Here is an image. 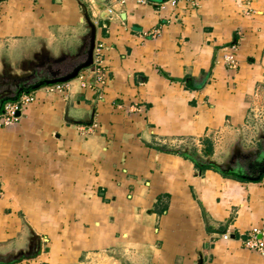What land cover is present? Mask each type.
Wrapping results in <instances>:
<instances>
[{"label": "crops", "instance_id": "crops-1", "mask_svg": "<svg viewBox=\"0 0 264 264\" xmlns=\"http://www.w3.org/2000/svg\"><path fill=\"white\" fill-rule=\"evenodd\" d=\"M90 24L105 84H40L0 125V264H264L244 244L264 175L231 166L263 103L264 0H0V76L71 72Z\"/></svg>", "mask_w": 264, "mask_h": 264}, {"label": "built area", "instance_id": "built-area-1", "mask_svg": "<svg viewBox=\"0 0 264 264\" xmlns=\"http://www.w3.org/2000/svg\"><path fill=\"white\" fill-rule=\"evenodd\" d=\"M100 47L95 48L93 52L92 64L87 70L80 71L78 73V78L80 79L81 86L85 87L90 83L96 86H103L106 82L105 72L101 67L100 59ZM68 82V81H67ZM63 83H56L51 85H63ZM35 100V95L32 92H24L18 96L15 101H7L4 103L2 112L0 113V125L8 126L16 123L20 119L21 112L26 108V106ZM244 244L247 248L264 253V228L252 227L249 230L247 237L244 239Z\"/></svg>", "mask_w": 264, "mask_h": 264}, {"label": "rangeland", "instance_id": "rangeland-1", "mask_svg": "<svg viewBox=\"0 0 264 264\" xmlns=\"http://www.w3.org/2000/svg\"><path fill=\"white\" fill-rule=\"evenodd\" d=\"M233 47L234 46H231V48ZM230 58L228 59L229 61H230ZM235 63H236V59L232 58V61L230 62V64L235 65ZM54 69L60 72L58 74L63 73V69H60L58 66L57 67L55 66ZM64 69L67 70V67H65ZM262 87L264 86L263 85L258 86L257 96L259 98L261 97V100H263V103L255 104L253 106L254 108L248 114V123H247L248 128H246V130L244 131V134L241 135V139L232 148V150L235 151L234 152L235 155L239 154L240 157L246 154H249V155L253 154L258 150L264 151V93H263L264 88ZM33 94L35 95V92H33ZM220 150H221V154H224L222 153L224 149L222 148ZM249 157L252 159V156H249ZM226 158L227 157H218L216 162H223V161L225 162L227 160ZM233 165L235 166V163L231 164V166ZM222 166L225 167L226 165L223 164ZM243 170L247 171V167H244Z\"/></svg>", "mask_w": 264, "mask_h": 264}, {"label": "flooded vegetation", "instance_id": "flooded-vegetation-1", "mask_svg": "<svg viewBox=\"0 0 264 264\" xmlns=\"http://www.w3.org/2000/svg\"><path fill=\"white\" fill-rule=\"evenodd\" d=\"M55 66L57 67V63L55 61L49 62L45 59L40 61V63L33 68V72L27 76L22 75L20 77H11L7 72H5L0 76V103L4 99L15 96L20 88L27 89L36 84L39 86L40 84H44L47 80L58 77L56 75L59 72L54 69Z\"/></svg>", "mask_w": 264, "mask_h": 264}, {"label": "trees", "instance_id": "trees-1", "mask_svg": "<svg viewBox=\"0 0 264 264\" xmlns=\"http://www.w3.org/2000/svg\"><path fill=\"white\" fill-rule=\"evenodd\" d=\"M33 90V89H32ZM31 91V90H30ZM11 101L10 98L4 99L0 103V113L2 112V108L5 102ZM210 149H208L209 151ZM252 156V159L249 157ZM195 165L200 169H208V168H213L219 173H221L223 176L226 177H232L235 179H241V175H246L245 180H259L261 177L264 175L262 173V169H264V151L258 150L253 154H246L242 155L241 157L238 155H234L232 158V163H235V165H238V171L241 175L236 174V172H224L221 171L219 167L214 166L215 164L212 165H201L200 162H197L196 160H193ZM244 161V162H243ZM242 162V163H241ZM247 167V171H244L243 168ZM246 170V169H245Z\"/></svg>", "mask_w": 264, "mask_h": 264}, {"label": "water", "instance_id": "water-1", "mask_svg": "<svg viewBox=\"0 0 264 264\" xmlns=\"http://www.w3.org/2000/svg\"><path fill=\"white\" fill-rule=\"evenodd\" d=\"M158 1H162V0H158ZM84 18L87 20V22H89L87 15H84ZM94 45H95V29H94L93 25L90 24V43H89L88 49L86 51V56H85L84 60L80 64H78L71 72H69L65 75H61V76L55 77L53 79L47 80L45 83L46 84L63 83V82H67L69 80L76 78L81 69L89 67L92 64ZM32 72H33V68H30L29 72L23 74V76L30 75ZM16 77H20V76H16ZM37 87H38V84H36L30 88H27V89L20 88L17 91L16 95L11 97L10 100L15 101L22 92H30V90L36 89ZM262 172H264V169H262Z\"/></svg>", "mask_w": 264, "mask_h": 264}]
</instances>
